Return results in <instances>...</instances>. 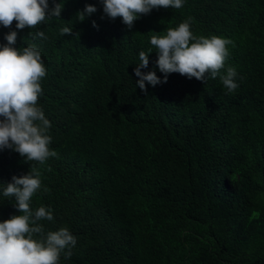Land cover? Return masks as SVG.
<instances>
[{"label": "trees", "instance_id": "1", "mask_svg": "<svg viewBox=\"0 0 264 264\" xmlns=\"http://www.w3.org/2000/svg\"><path fill=\"white\" fill-rule=\"evenodd\" d=\"M87 4L103 7L65 0L60 18L35 29L0 25V44L17 31L15 47L35 43L47 69L38 103L54 120L57 157L30 162L41 171L31 206L52 210L45 230L79 236L60 264H264V0H184L131 30L99 11L78 21ZM188 17L195 35L231 41L225 69H236L238 87L172 73L146 82V94L133 76L136 49ZM108 41L120 52L106 60ZM155 62L149 71L163 80ZM30 163L0 151V183ZM9 199L0 189V221L19 214Z\"/></svg>", "mask_w": 264, "mask_h": 264}, {"label": "clouds", "instance_id": "2", "mask_svg": "<svg viewBox=\"0 0 264 264\" xmlns=\"http://www.w3.org/2000/svg\"><path fill=\"white\" fill-rule=\"evenodd\" d=\"M64 2L53 0L50 8L49 0H0V25L11 28L15 22L18 30L35 29L54 17L60 18ZM100 3L103 7L98 10L92 4L85 5L76 13L78 21L83 22L99 11L102 18L131 30L137 19L143 20V15L153 9H180L184 0H100ZM191 23L192 18L188 17L176 27L151 32L150 43L136 49L132 71L141 91L147 94L146 82L153 87L167 83L172 73L204 84L207 79L219 77L228 92L238 87L236 69L231 66L225 69L231 41L216 35H195ZM93 27H97L95 21ZM59 32L62 36L72 35L73 29L62 26ZM17 34V31L6 33L7 43L0 44V151L8 149L25 162L44 165L49 158L57 157L50 146H55L54 139L58 138L53 118L47 119L38 103L47 69L35 43L15 47ZM28 36L33 41L47 39L43 31H29ZM75 36L79 37V33ZM119 52L116 43L107 42L106 60ZM155 60L163 80L154 70L149 71ZM40 177V169L31 164L26 174L13 175L10 182L0 183L2 195L9 200L14 198L19 213L0 221V264H60L61 253L70 258L71 248L75 247L76 239L79 241V236L75 238L66 227L45 230L41 221H52V210L31 206L32 197L41 189Z\"/></svg>", "mask_w": 264, "mask_h": 264}]
</instances>
